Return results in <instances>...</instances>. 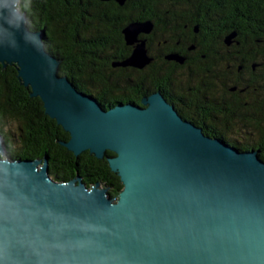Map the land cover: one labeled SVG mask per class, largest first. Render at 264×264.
Instances as JSON below:
<instances>
[{
	"label": "water",
	"instance_id": "water-1",
	"mask_svg": "<svg viewBox=\"0 0 264 264\" xmlns=\"http://www.w3.org/2000/svg\"><path fill=\"white\" fill-rule=\"evenodd\" d=\"M7 2L0 64L15 65L30 96L69 134L60 143L106 159L122 189L111 197L80 177L55 180L46 161L10 157L0 134V264H264L257 152L205 135L159 92L143 97V106L100 104L58 74L44 29L26 24L18 0ZM149 26L130 22L126 43ZM147 61L138 43L115 65Z\"/></svg>",
	"mask_w": 264,
	"mask_h": 264
},
{
	"label": "flooded vegetation",
	"instance_id": "flooded-vegetation-1",
	"mask_svg": "<svg viewBox=\"0 0 264 264\" xmlns=\"http://www.w3.org/2000/svg\"><path fill=\"white\" fill-rule=\"evenodd\" d=\"M151 4L154 15L148 17ZM138 9L139 19L120 29L123 37L130 22L149 23V31L133 44L124 38L130 48L124 58L109 49L114 67H133L115 64L143 44L148 61L133 67L140 71L136 103L143 106V97L159 92L205 135L264 160L258 144L264 133V0H149Z\"/></svg>",
	"mask_w": 264,
	"mask_h": 264
},
{
	"label": "trees",
	"instance_id": "trees-1",
	"mask_svg": "<svg viewBox=\"0 0 264 264\" xmlns=\"http://www.w3.org/2000/svg\"><path fill=\"white\" fill-rule=\"evenodd\" d=\"M144 1L149 0H128L124 5L101 0H18V4L31 29H44L45 48L60 60L58 74L108 106L117 100L140 103V71L114 67L109 49L120 58L129 54L120 29L128 19H139L138 7ZM151 5L146 6L148 17L154 15ZM0 134L10 157L46 161L55 180L80 177L88 187L98 184L106 188L111 197L122 189L106 159H98L88 150L75 155L60 143L69 134L45 113L39 97L30 96L14 64H0ZM263 143L262 132L258 137L262 155Z\"/></svg>",
	"mask_w": 264,
	"mask_h": 264
},
{
	"label": "clouds",
	"instance_id": "clouds-1",
	"mask_svg": "<svg viewBox=\"0 0 264 264\" xmlns=\"http://www.w3.org/2000/svg\"><path fill=\"white\" fill-rule=\"evenodd\" d=\"M14 7V5H13ZM9 15V5L7 0H2L0 2V19H5V22L10 23L9 20L6 19V17Z\"/></svg>",
	"mask_w": 264,
	"mask_h": 264
},
{
	"label": "bare ground",
	"instance_id": "bare-ground-1",
	"mask_svg": "<svg viewBox=\"0 0 264 264\" xmlns=\"http://www.w3.org/2000/svg\"><path fill=\"white\" fill-rule=\"evenodd\" d=\"M121 57V56H120ZM105 61V60H104ZM203 69V68H202ZM208 72V71H207ZM76 85V84H75ZM193 90V89H192ZM57 123V122H56ZM64 138V137H63Z\"/></svg>",
	"mask_w": 264,
	"mask_h": 264
}]
</instances>
